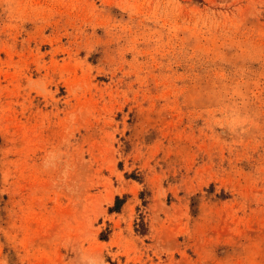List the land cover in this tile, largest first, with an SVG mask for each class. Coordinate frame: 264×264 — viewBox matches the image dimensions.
Listing matches in <instances>:
<instances>
[{"label":"rangeland","instance_id":"1","mask_svg":"<svg viewBox=\"0 0 264 264\" xmlns=\"http://www.w3.org/2000/svg\"><path fill=\"white\" fill-rule=\"evenodd\" d=\"M0 264H264V0H0Z\"/></svg>","mask_w":264,"mask_h":264}]
</instances>
